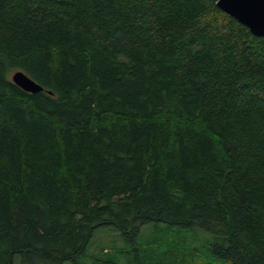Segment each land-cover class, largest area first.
I'll use <instances>...</instances> for the list:
<instances>
[{
	"label": "trees",
	"instance_id": "1",
	"mask_svg": "<svg viewBox=\"0 0 264 264\" xmlns=\"http://www.w3.org/2000/svg\"><path fill=\"white\" fill-rule=\"evenodd\" d=\"M216 1L0 0V264H264V38Z\"/></svg>",
	"mask_w": 264,
	"mask_h": 264
},
{
	"label": "rangeland",
	"instance_id": "2",
	"mask_svg": "<svg viewBox=\"0 0 264 264\" xmlns=\"http://www.w3.org/2000/svg\"><path fill=\"white\" fill-rule=\"evenodd\" d=\"M151 226V225H150ZM145 226L141 230L136 244H127L121 237L118 230L112 226H101L95 229L94 235L86 248V252L77 261L76 264H137L147 263V257L144 254L145 246L152 244L157 246L163 237L161 230L154 233L153 228ZM171 236L167 239L177 243L179 240H194L211 237V234L200 227L194 229L170 230ZM181 240V241H182ZM136 249V250H135ZM22 258L17 255L13 264H22ZM64 264H74L66 262Z\"/></svg>",
	"mask_w": 264,
	"mask_h": 264
},
{
	"label": "water",
	"instance_id": "3",
	"mask_svg": "<svg viewBox=\"0 0 264 264\" xmlns=\"http://www.w3.org/2000/svg\"><path fill=\"white\" fill-rule=\"evenodd\" d=\"M216 6L249 29L257 37L264 38V0H217ZM11 81L28 93L43 91L21 70L10 76Z\"/></svg>",
	"mask_w": 264,
	"mask_h": 264
}]
</instances>
